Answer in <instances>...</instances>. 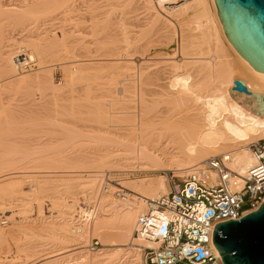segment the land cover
<instances>
[{"label":"bare ground","instance_id":"obj_1","mask_svg":"<svg viewBox=\"0 0 264 264\" xmlns=\"http://www.w3.org/2000/svg\"><path fill=\"white\" fill-rule=\"evenodd\" d=\"M81 1L85 2L86 12L90 15L89 34L95 40L93 50L85 48L83 41L75 36L82 18L77 0H15L10 6H5L0 0V30L5 21L7 25L14 22L20 24L21 35H25L21 42L18 40L19 44L12 40L18 45H12L13 48L8 50V43L0 52V89H7L10 85L17 91L22 87L29 92L26 84L33 81L43 95L49 92L45 96H50V100H43L46 102L43 104L31 101L26 109L0 102V150L3 153L0 156V215L9 213L5 215L6 219H13V194L23 181L30 182V193L34 196L53 184L45 179L37 180L38 177L63 174L68 178H77L85 174L86 179H69V183L72 182L67 184L78 187L82 200L88 206L94 204L93 210L80 208L78 222L72 218L74 207L79 204L78 198L74 199L73 205L65 203L60 206L62 220L55 225V231L57 245L61 246L59 251L62 252L45 264H138L140 253L133 247L132 250L120 247L98 250L101 244L99 248L91 249L90 243L88 247L87 243L92 237L109 244L134 242L132 234L137 217L146 208L144 198L154 199L167 194L170 190L167 177L125 179L123 185L129 190L124 189L130 193L121 198L117 197L114 186L107 185V192L102 191L107 179L105 173L163 171L181 177L194 169H201L202 163L209 157L229 154L228 167L242 176L255 163L247 146L264 139V73L255 71L229 43L214 0ZM139 8L143 9L145 17L132 15ZM117 9L122 10L117 12ZM159 10L176 21L177 31ZM59 15L74 29L69 35L59 28L57 32L54 29L44 35L37 34L39 18H56ZM141 20H144L143 25L139 23ZM131 25L140 30H131ZM157 27L169 30L167 40L171 43L177 39L181 51V61L166 54L162 61L156 59L159 63L165 60L171 69L165 83L158 75L147 73L148 66L156 62H152L156 56L145 59L153 48L148 35ZM69 39L72 40L70 43ZM135 56L141 60L137 63V70L134 68ZM31 64L37 66L35 71L32 72L33 68L29 73L21 71L24 67L30 68ZM55 66L62 68L69 94L72 95L65 100L61 96L62 89L52 82ZM104 68H117V72L122 71L117 77L123 78L116 81L115 73V76H106L110 87H105L109 89H105L102 100L95 101L89 87L79 96L73 95L76 92L73 90L75 83L93 82L97 79V72ZM133 69L138 71L135 72L137 76L135 73L133 76L137 78L135 90L130 84L134 83L130 78ZM237 76L249 94L233 90ZM22 84H25L24 88ZM36 104L42 109L48 108L54 117L64 114L86 121L88 124L83 126L89 128L88 131L65 128L64 124L56 121L46 123L45 129L51 125L57 129L64 128L63 135L71 140H67L68 145L86 140L85 145L95 142L98 149L85 150L80 155H66L57 149L63 144L56 146L50 140L51 136L47 141L27 140L29 145L17 140L18 137L11 139L41 125L44 128L45 123L37 115L43 112L35 107ZM56 135L60 137L61 134ZM36 164L59 170L42 171L44 167L37 170ZM200 177L210 183L216 176L201 171ZM6 180L8 183L3 184ZM47 182L50 183L48 186ZM130 190L144 198L131 195ZM75 223H79V228H74ZM6 225L7 221L0 216V228ZM8 232L9 229H0V243L8 238ZM71 242H84L86 245L73 250L63 247Z\"/></svg>","mask_w":264,"mask_h":264},{"label":"rangeland","instance_id":"obj_2","mask_svg":"<svg viewBox=\"0 0 264 264\" xmlns=\"http://www.w3.org/2000/svg\"><path fill=\"white\" fill-rule=\"evenodd\" d=\"M2 1H3V4L5 6H10V5H13L15 3V0H2ZM154 1L157 2V0H154ZM99 3H100V1H99ZM76 4L79 6V8L81 10L80 14H81L82 18L80 19L81 23L76 28L77 31L75 33V36L78 39L83 41V45L85 46V48L93 50L95 48V40H94V37H92L89 34V28H90L91 22H90V15L86 12V4L84 1H81V0H77ZM155 5H156V3H155ZM121 10L122 9H117V12H120ZM159 12L165 18H167L169 21L172 22L171 24L174 25V29H176V31H177L178 27H177L176 21H173L172 19L170 20V18L167 17V15L164 14L163 12H161L160 10H159ZM132 15H138L139 17H141V16L145 17L146 16L145 12H143V9H140V8L137 9L135 12H133ZM59 16H57L56 18L50 17V16H45V17L39 18L37 20V28H38V30L36 31V32H38L37 34L44 35L45 33H48L50 30L53 31L54 29H55V32H57V31H59V30H57V28H59V29H63L65 31L66 35H69V32L74 30V29L71 27V25H69L68 22L61 20V15H59ZM139 23L140 24L142 23V25H143L144 20H141ZM158 27L156 28V30H153V32L150 35H148V40H150L152 42L153 48H150L149 52L145 55V59L154 58L156 56L154 59H152V62L154 60V61H156L155 62L156 64L153 62L155 64L154 65L151 62L152 64L149 65L150 64L149 63L148 64L149 66L147 68V73L151 76H157L158 75L157 77H159V79L163 83H165L171 75V69L169 68V64L166 65L167 63H165V60H164V62H160V63H159V61L163 60L162 58L165 57L164 54H166L168 57L169 56H175L177 60L181 61V57H180L181 51H180L179 41L177 39H175V42H171V43L167 40V39H169V37L167 36V35H169V30L167 31L166 28H163L164 29L163 30L162 27H160V29H159ZM143 28H145V27H143ZM133 29L134 30H140L138 27H132V25H131V30H133ZM16 33H19L20 35L23 33L21 31L20 24H15L14 22H12V23L7 25V23L5 21L3 28L1 27V30H0V52L3 49L5 50L4 47H6L8 45V43L10 45L9 46L10 48L8 47V50H9V49L13 48L12 45L14 46L16 44V42L19 44L20 40L22 41L23 39H25L24 38L25 35L24 36L21 35V37H23V38H21L20 35L16 34ZM79 34H80V36H79ZM166 36H167V38H166ZM12 40H16V42L14 41L15 44L12 43ZM71 41L72 40L69 39L68 43H70ZM142 43H143V41H142ZM18 44H16V45H18ZM152 56H154V57H152ZM137 57L135 56V58H134V62L136 63V64L134 63L135 69L137 68L136 66H138V64L141 61L139 59V57L138 58ZM22 58L20 57V59H22ZM156 59L157 60L159 59V61L157 62ZM19 68H20V66H19ZM31 68H33V69H31ZM30 69L33 72V71H35V69H37V66L34 64H31L30 68L24 67L23 69H21V71L23 70L22 72L29 73ZM136 70L133 69L132 71H134V72L130 71V72H132V75L130 76V78L132 77V79L134 81V83L130 82V84H133L132 86H133L134 90L137 88V84H136L137 78L133 77L134 73L138 72ZM116 72H117V68L116 69L104 68L103 71L97 72V74H96L97 79L94 80L93 82L82 81V82L75 83L73 85V88H74L73 90H75L76 92L73 93V95L79 96V94L83 93L85 88L89 87L92 91L91 97L95 101L102 100V98L105 97L106 90L109 89V88L106 89L105 87L106 86L110 87L109 84L106 83V81H107L106 76H109L112 74L114 75V73H115V75L117 77V76H119L120 72L122 73V71H120V72L118 71L119 74L117 72V74H118L117 75ZM17 73H20V72L18 71ZM135 74H136L135 76H137V73H135ZM103 77H105V78H103ZM238 77L239 76H237L235 78V80H239ZM118 78L119 77L116 78V81ZM121 78H123V77H121ZM121 78H119V80ZM29 80L31 81V79H29ZM29 80H27V82H30ZM32 82H30L29 84H26V89H29V92L24 91L25 90V88H24L25 84L24 85L22 84L24 89H22V87H21V89L19 88L20 91H17V89H15L14 87L12 88L10 85L7 86L9 89L8 88L7 89L6 88L0 89V102L4 105L10 104L16 108H21V109L25 108L26 109L28 107V104L30 105V103H32L33 101L35 103H39V102L40 103H42V102L46 103L47 100H50L49 99L50 96H45V94H47L49 92H46L43 95L42 90L38 89L37 85H35L36 88H34L35 87L33 84L34 82L33 83ZM52 82L54 85H56L60 89H62L61 90L62 91L61 96H62L63 100H65L64 98H69L70 96H72L71 94H69V91H68L69 86L66 84L65 76H64V73H63V70L61 67L55 66V68H53V70H52ZM151 82H152V80H151ZM116 85H118V84H116ZM125 85L128 86V83H125ZM67 86H68V88H67ZM111 86L114 87V85H111ZM118 86H120V85H118ZM118 86H117V88H118ZM148 88L151 89L152 87L148 86ZM14 90H15V92H14ZM38 91L40 94L38 93ZM125 95L129 96L132 94H125ZM61 96H59V97L61 98ZM130 97L132 98V96H130ZM43 100L46 102H44ZM64 103H66V101H64ZM40 106L39 105L37 106V104H36L35 107H37L38 110L40 109L39 110L40 112H43V113L38 112L37 115H38V118L40 119V121L42 120L41 122L45 123V124H43L44 128H41L42 127V125H41L40 128H34V129L28 130L25 133V135L24 134L19 135V136L17 135V136L12 137L11 139H16V137H18L17 140L18 139L23 140L25 145H29L28 141H30V140L40 139L43 141L46 139V141H47L51 138L50 140L51 141L53 140L54 144H56V146L60 143L63 144L62 146H57L58 147L57 149H59L62 152L64 151L65 153H63V154H66V155H69L70 153H73L74 155H80V153H84L85 150L86 151H95L96 149H98V146L96 145L95 142H92V144L85 145L84 142L86 140H82L83 141L82 143L71 144V145L69 144L68 145L67 140H69V139L67 137H66L67 138L66 139L65 135H63L64 134V132H63L64 128L57 129L55 126L51 125L45 129V126L48 124V122L52 123L53 121H56L57 123L64 124L65 128L74 127L78 131L90 130L89 128H85L83 126L85 123H87L86 121L80 120L79 118H75L78 116H70V115L62 114V115H58V116L54 117V115L49 113L48 108L42 109V106L41 107ZM35 107H34V109H36ZM31 109H33V108H31ZM82 116H84V115H82ZM89 125H94V123H89ZM53 132L55 133V136H52V134H54ZM58 133L61 134L60 137H59V135H56ZM52 137H54V138H52ZM69 141H71V140H69ZM31 144H32V142H31ZM0 152H1L0 156H2V154H3L2 150H0ZM15 157L16 156H14V158ZM36 167L39 168L37 170H41V169H43L42 167H44V169L42 171H49V170L53 171V169H54V171L59 170V169H55V168H53V169L52 168H46V167H53V166H45L44 164H36ZM60 170H63V169H60ZM164 173H166V172H163V171H155V172L139 171L138 172L137 170H135V171L132 170V171H128V172L122 171L119 173L118 172H110V173L106 172L105 174H106V178L114 179V180L118 181L119 185L122 188H126L123 185V182L125 181V179L126 180H141V179H145V178H154L156 176H164ZM73 178H75L74 180H77L78 178L86 179L87 176L85 174H83L82 177H77V178L73 177ZM73 178H68V176H65V175L63 176V174H57L56 176L52 175L49 178L38 177L37 180L40 179L43 181L45 179L44 181L53 182V184H51L53 187L51 185H49L50 184L49 182H47V186L48 185L49 186L47 188L42 189L38 195H34V196L30 193V182L29 181L25 182L22 180L23 182L17 186L16 193L13 194L14 199H15V201L13 202V207H14L13 210H15V211H14V213H11L13 219H9V218L6 219L5 215H7V214L9 215V213H7V214L5 213L4 216L2 214L0 215L1 217H3L7 221V225L4 228H0V229H9V232H8L9 236L7 235L8 238L5 240V242H3L0 245V264L1 263L2 264H17V263H20V264H45L47 262L49 263L52 260V258H50L51 256H55L59 252H62V251H59L61 246L57 245V241H56L57 232L55 231V227L57 226V223H60L62 220V215H61L62 207H60V206L64 205L65 203H66V205H73V202H75L74 199L78 198L79 204L74 207L73 216H72V218L78 222H79L80 213H81L80 208L84 209L88 206L87 205L88 203H86L84 200H82V197L78 194L79 193L78 187L70 186L67 184ZM103 179H105V178L103 177ZM62 180L63 181L65 180L66 182L64 181V183H62L63 182ZM166 180H167V178H166ZM55 181L59 182V185ZM60 181H62V182L60 183ZM5 182L8 183V180L4 181L3 184ZM45 183H43V184H45ZM60 184H65V185L62 186ZM54 185H56V187H54ZM66 185H68L69 187H67ZM111 186H114V185H111ZM126 189H128V188H126ZM131 192L133 193L131 195H135V196L144 198V196L141 194L135 193L134 191H131ZM84 205H86V206L84 207ZM243 208H246V205H244ZM74 215H76V216L79 215L78 220L76 219V217H74ZM78 226H80L79 223L74 224V228L77 229ZM92 239L97 240L99 242V246L97 248H99L100 244H101V247L98 250L113 249V248H119V247H120L119 249H122V250H132L131 249L132 248L131 243L128 244L125 242H123V243L122 242L121 243L116 242L114 244L111 243L112 244L111 245L109 243H103L100 239H98L96 237H92L90 239V241ZM90 241H88L87 247H88ZM85 245L86 244L84 242H76V243L71 242V243H67L63 247H66L65 249H67V250H73V249H76V248H79V247H82ZM26 246L29 248L24 249Z\"/></svg>","mask_w":264,"mask_h":264},{"label":"built area","instance_id":"obj_3","mask_svg":"<svg viewBox=\"0 0 264 264\" xmlns=\"http://www.w3.org/2000/svg\"><path fill=\"white\" fill-rule=\"evenodd\" d=\"M247 148L255 163L242 176L228 167L229 154L209 157L201 169L185 176L164 174L169 192L154 199L144 198L146 208L138 215L133 230L131 246L140 253L138 264H224L212 243L215 225L237 221L264 201V139ZM201 171L216 177L207 183L200 177ZM107 185L116 187L117 197L130 193L108 178L102 186L104 193ZM87 207L92 211L94 204ZM98 246L99 242L92 239L90 248Z\"/></svg>","mask_w":264,"mask_h":264},{"label":"water","instance_id":"obj_4","mask_svg":"<svg viewBox=\"0 0 264 264\" xmlns=\"http://www.w3.org/2000/svg\"><path fill=\"white\" fill-rule=\"evenodd\" d=\"M214 2L229 43L255 71L264 73V0ZM232 88L249 94L239 80ZM212 243L224 264H264V201L237 221L215 225Z\"/></svg>","mask_w":264,"mask_h":264},{"label":"crops","instance_id":"obj_5","mask_svg":"<svg viewBox=\"0 0 264 264\" xmlns=\"http://www.w3.org/2000/svg\"><path fill=\"white\" fill-rule=\"evenodd\" d=\"M1 244H2V243H0V245H1ZM28 248H29V247L26 246L24 249H28ZM31 248H32V247H31ZM52 257H54V256H51L50 258H52Z\"/></svg>","mask_w":264,"mask_h":264}]
</instances>
